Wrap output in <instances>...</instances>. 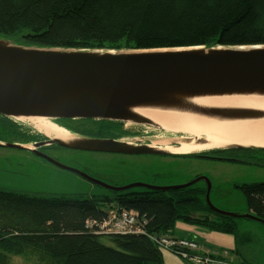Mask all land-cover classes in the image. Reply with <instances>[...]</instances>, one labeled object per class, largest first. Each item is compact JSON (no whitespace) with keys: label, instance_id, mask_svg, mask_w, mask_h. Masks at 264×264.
<instances>
[{"label":"trees","instance_id":"obj_1","mask_svg":"<svg viewBox=\"0 0 264 264\" xmlns=\"http://www.w3.org/2000/svg\"><path fill=\"white\" fill-rule=\"evenodd\" d=\"M0 34L40 46L107 50L263 44L264 0H0ZM5 119L0 115L1 141L8 136ZM242 188L248 209L264 217V182ZM206 191L203 181L138 197L0 188V264H14L12 255L28 264H167L166 251L189 263L206 258L198 246L184 257L151 237L173 236L179 220L236 233L238 218L214 212ZM111 208L138 211L146 233H97L89 222L106 219Z\"/></svg>","mask_w":264,"mask_h":264},{"label":"water","instance_id":"obj_2","mask_svg":"<svg viewBox=\"0 0 264 264\" xmlns=\"http://www.w3.org/2000/svg\"><path fill=\"white\" fill-rule=\"evenodd\" d=\"M0 115L32 123L42 132L45 130L37 121L46 120L60 133L44 134L53 135L51 142L65 147L116 152H148V147L129 148L108 138L71 134L67 137L65 129L55 121L105 119L166 129L153 119L154 115H174L200 121L235 116L264 123V43L107 50L40 46L0 34ZM167 130L188 137L166 150L151 148L154 153L217 158L203 152L264 150V145L254 142L208 140L202 150L175 151L172 148L191 146L208 138L184 130ZM0 146L33 149L39 144L0 140ZM201 181L207 184L206 200L214 212L264 224V218L254 213L233 212L214 204V186L207 176L155 188L177 190ZM139 185L145 184L134 183L127 188Z\"/></svg>","mask_w":264,"mask_h":264},{"label":"rangeland","instance_id":"obj_3","mask_svg":"<svg viewBox=\"0 0 264 264\" xmlns=\"http://www.w3.org/2000/svg\"><path fill=\"white\" fill-rule=\"evenodd\" d=\"M2 138L6 142L15 141L14 143L24 144L18 137L4 136ZM236 151L238 150L219 149L211 154L214 157L223 156V159L189 155L185 158L170 160L171 169L173 171L179 169L180 174L176 178L184 182L191 181L197 176L209 177L214 186L211 193L214 204L233 212L245 211L247 200L242 185L249 182H264V165L225 159L236 154ZM57 157L64 164L98 176L104 175V177H106L107 170L116 171V168L129 167V165L117 167L116 158H109L98 151L91 152L73 148L58 152ZM260 157L262 159L258 161L264 163V154ZM161 162V159L154 161L156 165ZM133 163L136 162L133 160ZM0 188L37 193L84 194L86 196L110 191L75 171L47 164L30 153L28 149L5 146H0ZM123 211L138 214V211L134 209L111 208L108 215L110 217L114 214L119 215ZM237 221L236 233L218 232L206 225H191L207 230L199 235L207 246L206 250L210 249L215 252H210L213 254L212 256L234 264L243 263L244 260H248L252 264H264V224L243 218H238ZM181 225H185V223L179 220L176 224L178 232L183 231L180 228ZM12 256L14 264L29 263V260L23 259L20 255ZM166 263L173 262L166 258Z\"/></svg>","mask_w":264,"mask_h":264},{"label":"flooded vegetation","instance_id":"obj_4","mask_svg":"<svg viewBox=\"0 0 264 264\" xmlns=\"http://www.w3.org/2000/svg\"><path fill=\"white\" fill-rule=\"evenodd\" d=\"M6 121L8 122V137L13 136L21 138L20 141H24V144L28 145L39 144V146L36 148L28 149V151L47 164L58 166L47 157L60 161L57 157L58 152L62 150L73 149L62 146L58 143L51 142L53 135L49 136L44 134L45 132L36 129L32 123H25L9 117ZM55 122L65 129L67 132L65 133L67 137L73 135L108 138L121 141L129 148L133 147L139 149L140 147H148L146 148L148 152H140L139 150L135 152L98 151L100 153H104L109 158H116L117 167L121 165H129V167L126 168H116V171L107 170L106 177H104V175L98 176L97 174H92L89 171L76 168L80 170V172L73 169L75 167L65 164L66 166L72 168L69 170L83 175L93 183L105 188L106 190H110L109 192L93 195L110 197H138L144 194L152 195L159 194L161 192L168 193L172 190H163L160 187L186 183L176 178V176H179L180 170L176 169L173 171L171 169V161L177 160L178 158H185L187 155L154 153L151 151V148L159 147L160 150H166L168 147L180 144L179 142L182 139L188 137L187 134L174 133L162 127L152 126L150 124H139L105 119L69 118L65 120L58 119V121ZM235 153L236 155L227 158H233L235 161H240L243 163L255 162L264 165V163H261L260 161L256 160L257 158L254 157L256 156V153H259L260 156H262L264 154V150L240 148ZM217 158H223V156ZM155 159H161L162 162L159 165H156L154 163ZM133 160L136 163H133ZM134 183H144L145 185L127 188V186ZM155 186L160 187L155 188ZM240 212L254 213L252 210L248 209V205L245 211Z\"/></svg>","mask_w":264,"mask_h":264},{"label":"bare ground","instance_id":"obj_5","mask_svg":"<svg viewBox=\"0 0 264 264\" xmlns=\"http://www.w3.org/2000/svg\"><path fill=\"white\" fill-rule=\"evenodd\" d=\"M153 119L166 129L184 130L192 134H203L208 139L191 146L174 147L175 151H196L204 149L208 140L254 142L264 145V123L252 119H241L227 116L216 121H200L174 115H154ZM37 124L46 133L59 134L60 130L46 120H38Z\"/></svg>","mask_w":264,"mask_h":264},{"label":"built area","instance_id":"obj_6","mask_svg":"<svg viewBox=\"0 0 264 264\" xmlns=\"http://www.w3.org/2000/svg\"><path fill=\"white\" fill-rule=\"evenodd\" d=\"M138 214L135 215L129 211H123L119 215L114 214L113 216H108L106 219L100 221L95 220L89 222V226L95 227L97 233H118V234H135V233H145L146 230L142 223L138 221ZM92 224V225H91ZM156 242L167 249L179 248L184 257L188 256V251L186 248H197V242L188 238H178L169 235H152L151 236ZM204 258L200 255L193 257L195 262H203L205 264H234L228 260L221 258H216L212 255H206ZM247 264V263H240Z\"/></svg>","mask_w":264,"mask_h":264},{"label":"crops","instance_id":"obj_7","mask_svg":"<svg viewBox=\"0 0 264 264\" xmlns=\"http://www.w3.org/2000/svg\"><path fill=\"white\" fill-rule=\"evenodd\" d=\"M5 118H6V120H8V117H5ZM184 223H185V225L180 226V228L183 230L182 232H178L176 230V226H175V229L172 232L173 236H176V237L185 236L187 238L193 239L198 243V249L200 250V253L213 255L210 252H213V253H215V252L213 250H210V249H209L210 251L206 250L207 246L202 241V239L200 238V235H199V233L200 234L205 233V232H207V230L201 229V227L200 228L195 227V226H193L189 223H186V222H184ZM194 225H196V224H194ZM221 253H222V251H221ZM220 256H222V255H220ZM166 258H168L169 260H171L173 262V263H167V264H193V263H189V262L185 261L178 254H176L175 252H172V251H166L165 252V260H166Z\"/></svg>","mask_w":264,"mask_h":264}]
</instances>
